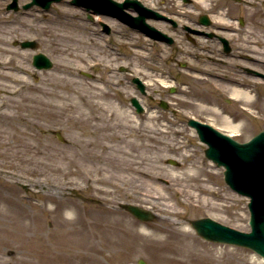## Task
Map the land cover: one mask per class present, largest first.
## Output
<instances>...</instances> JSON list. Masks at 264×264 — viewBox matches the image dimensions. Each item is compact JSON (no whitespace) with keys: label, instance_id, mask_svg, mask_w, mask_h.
I'll return each instance as SVG.
<instances>
[{"label":"rangeland","instance_id":"374dc122","mask_svg":"<svg viewBox=\"0 0 264 264\" xmlns=\"http://www.w3.org/2000/svg\"><path fill=\"white\" fill-rule=\"evenodd\" d=\"M9 1L0 0V46L8 49L0 50V264H137L140 257L149 264H173L179 255L190 259L198 248L204 254L193 260L202 264H264L252 248L205 241L191 226V218L211 216L249 230L250 215L249 198L227 185L224 167L205 156L207 144L187 121L195 117L225 127L228 117L239 122L241 139L264 129L263 78L250 81L251 102L231 98L228 82L205 70L225 78L238 75L204 60H191V70L175 64L169 73L176 82L165 81L157 73V41L140 30L103 17L108 35L71 0L55 1L46 11L34 6L15 12L6 9ZM242 1L231 0L227 8L247 22L239 28L244 35L234 37L256 43L257 69L264 72V0ZM194 3V14L208 8ZM31 38L37 49L14 44ZM178 40L185 36L178 33ZM39 51L53 60L52 68L32 65ZM158 68L166 76V69ZM134 76L145 82L149 97L141 98ZM242 78L248 83L252 76ZM133 96L146 103L145 111H134ZM161 97L169 102L167 109L160 107ZM201 165L218 174L212 183L220 196L210 195L209 201L177 191L196 183L186 175ZM158 191L178 214L165 217L157 210ZM126 201L157 212L146 225L156 235L160 231L161 241L97 243L87 236L78 242L72 234L67 241L63 236V243L61 233L79 223H67L66 214L82 223L116 219L141 230L137 218L119 206Z\"/></svg>","mask_w":264,"mask_h":264},{"label":"water","instance_id":"95a60500","mask_svg":"<svg viewBox=\"0 0 264 264\" xmlns=\"http://www.w3.org/2000/svg\"><path fill=\"white\" fill-rule=\"evenodd\" d=\"M52 1L55 0H32L26 3L24 7L41 3L49 8ZM8 7L17 9V0H14ZM152 29L157 32V29ZM20 43L23 47L36 46L35 41L32 40ZM33 58L32 63L38 68H50L53 65L52 60L45 53L37 52ZM136 81L141 88L144 87L138 78ZM133 102L137 105L138 110L142 109L137 99L133 98ZM190 123L197 126L201 139L209 142L210 147L206 149V155L213 158L218 165H226L225 179L227 183L239 192L251 197L249 206L252 231L245 232L232 228L208 216L192 219L191 224L199 235L206 239L252 247L264 257V131L254 136L249 142L239 143L217 132L206 123L195 119H191ZM206 128L214 130V133H207ZM57 136L63 140L58 131ZM169 162L175 163L174 160H169ZM121 206L129 209L140 218L148 220L153 217L151 211L137 205L126 202Z\"/></svg>","mask_w":264,"mask_h":264},{"label":"flooded vegetation","instance_id":"af4514ba","mask_svg":"<svg viewBox=\"0 0 264 264\" xmlns=\"http://www.w3.org/2000/svg\"><path fill=\"white\" fill-rule=\"evenodd\" d=\"M152 1L153 4L158 5V16L157 18H149L147 20L156 25L157 31H159L157 32V66H162L163 68L171 70L172 68H175V64H177L180 57L199 59L200 56L198 53H203L204 56H201V58L205 60L204 62L212 64L214 67H219L238 76H257L255 68L257 67L258 59L255 57L257 52L256 49H254V43L236 40V37H234L235 34L237 36H242L244 33L237 30V28L225 27L217 23L220 17L219 12H221L223 4L220 5V2L217 0H206L209 4L208 10L199 12V14L195 15V3H193V0ZM202 15H204L203 17L210 22L208 26L200 24ZM189 24L200 25L203 32H194L186 28ZM245 24L246 22L243 21L240 25L246 26ZM162 33L172 37L173 41L169 43V41L162 36ZM178 33L185 36V40H183L180 45L177 43ZM193 34L206 36L208 42L202 43L198 41L200 40L199 37H194ZM223 37L227 39V44L224 43ZM193 48L197 51L195 54L193 53ZM212 56H214V58ZM181 65L188 67L186 62H181ZM157 73L161 74L159 68H157ZM209 74L213 77H220L221 80L223 78L227 82L230 80L216 72L211 71ZM233 83L241 82L232 78L230 85L233 86ZM244 86L246 87L245 84ZM214 123L217 124V122ZM234 125H236V121L231 123V126ZM138 221L139 224L145 223V221ZM157 251L158 250L156 249L155 252ZM155 258L157 260V254H155ZM174 264L199 263L187 259L177 260Z\"/></svg>","mask_w":264,"mask_h":264},{"label":"bare ground","instance_id":"6f19581e","mask_svg":"<svg viewBox=\"0 0 264 264\" xmlns=\"http://www.w3.org/2000/svg\"><path fill=\"white\" fill-rule=\"evenodd\" d=\"M259 16H261L262 18L263 14H260ZM220 18L223 22L227 24L231 23V21H229V19L225 17L224 13L221 14ZM0 40L3 39L0 38ZM0 50H2V52H6V53L8 52V49L6 47L0 46ZM233 85L235 86L232 96L233 98L237 100H247V101L252 100L253 92L245 88L244 83H233ZM96 106H100V105H96ZM246 110L251 114L250 109H246ZM226 118L229 119L228 117ZM198 167L199 168L193 167L192 170H189V172L186 175V179L195 180L196 183H193L191 185H184L180 187L177 191L184 195L186 194L188 198H195L198 199L199 201H209L208 196L210 195L220 196L218 189L212 183L213 180L212 178L214 176H217L218 174L215 173L214 171L213 172L207 171L205 165H201ZM206 172L211 173V174L209 173L210 177L201 179L200 175L203 173L205 174ZM182 177L176 175L175 178L177 179L179 178V180L181 181L184 179V177L183 178ZM104 180L112 183L110 179H104ZM209 182L211 184H209ZM180 183L182 184V182ZM45 195L49 196L48 199L52 200L51 197L54 194L48 193ZM167 198L168 196L166 194H163L160 191L157 192V201L154 203L157 206V210L165 214V217H169V214H178L179 210L176 208L175 204L170 203ZM65 216H66L65 221L67 223L70 224H73L75 222H79V223H77L78 224L77 226H69L67 230L65 229V231L61 233L62 241H63V236H64V240L67 241L68 240L67 237L72 236V234L76 236L74 240L78 242L79 240L84 241L87 236H89L91 239H95L97 243H100V241L107 243L108 241H113L115 239L119 240L122 243H127L129 240L132 241L140 240L141 243H143L144 241L157 240V242H159L162 240L160 231L157 229V235H156L154 231L147 229L148 228L147 225H142V229L138 231L134 225H132V227L127 226V224L125 225L122 222L117 221L116 219L112 222V224L111 222L108 224H104L101 223L100 220H96V219L85 220L84 223H82L81 221H78V218L80 217H76V216L72 217L70 214H66ZM191 252L193 253L192 255L196 257H199L204 254L201 248L193 249ZM155 254H157V252H155ZM193 256H188V257L191 260H193ZM194 261H197L199 264H202L198 260H194Z\"/></svg>","mask_w":264,"mask_h":264}]
</instances>
